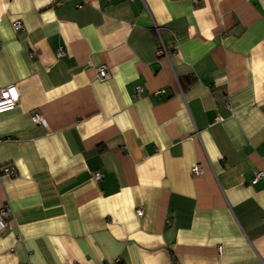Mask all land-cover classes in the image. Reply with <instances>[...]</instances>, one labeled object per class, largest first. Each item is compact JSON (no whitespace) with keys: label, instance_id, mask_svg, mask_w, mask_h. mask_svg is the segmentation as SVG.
<instances>
[{"label":"crops","instance_id":"obj_1","mask_svg":"<svg viewBox=\"0 0 264 264\" xmlns=\"http://www.w3.org/2000/svg\"><path fill=\"white\" fill-rule=\"evenodd\" d=\"M9 84L0 264H264V0H0Z\"/></svg>","mask_w":264,"mask_h":264},{"label":"built area","instance_id":"obj_2","mask_svg":"<svg viewBox=\"0 0 264 264\" xmlns=\"http://www.w3.org/2000/svg\"><path fill=\"white\" fill-rule=\"evenodd\" d=\"M50 1L54 5H58L61 2V0H50ZM12 27L16 31H21L24 29L23 23L19 19H16L12 22ZM154 29L157 30L156 25L154 26ZM170 53H171V50L166 48L160 41L159 45L157 46L155 50V56L157 58L161 56L168 57ZM58 54L59 55L63 54L62 49L58 50ZM96 75L99 79H107L109 77L110 73L107 70V67L105 64H100L99 66L96 67ZM140 90H141V87L136 86V94H138ZM19 99H20V91L16 84H9L7 86L0 88V113L13 109ZM31 119L33 123L35 124L45 125V120L43 116L38 112H34L31 115ZM216 119H219V117H217ZM2 140H3V137H0V142ZM192 170L195 173H200L202 170V167L200 164H196L193 166ZM15 173L16 171L12 166L4 165L0 167V175L14 176ZM263 175H264V171L255 172V174L253 175L251 179V183H256ZM100 177H101V173L99 171H96L93 173V178L95 181L99 180ZM136 213L138 216H140L142 213L141 209H137ZM10 215H11V210L8 206L6 205L0 206V227H2L5 224V221L9 218ZM263 222H264V217H263ZM217 250L221 251V246H217Z\"/></svg>","mask_w":264,"mask_h":264}]
</instances>
